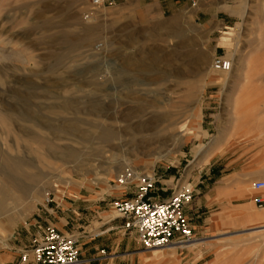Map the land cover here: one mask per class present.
<instances>
[{
  "label": "rangeland",
  "instance_id": "374dc122",
  "mask_svg": "<svg viewBox=\"0 0 264 264\" xmlns=\"http://www.w3.org/2000/svg\"><path fill=\"white\" fill-rule=\"evenodd\" d=\"M193 1L175 16L144 21L133 3L118 0L97 9L89 0H0V170L21 159L25 175H44L21 178L42 189L41 203L23 222L0 219V254L55 226L81 191L119 225L112 204L126 188L116 179L130 167L156 175V197L195 190L187 214L197 245L145 251L135 232L116 230L97 264H264V209L252 202L253 183L264 181V75L255 76L264 74V0H239L230 5L239 6L234 15L220 13L216 0H203L201 15L202 0ZM215 58L230 60L232 71H213ZM142 125L159 133L152 157L138 153L127 131ZM102 128L116 141L98 140ZM158 153L165 159L155 161ZM232 176L251 203L229 214L224 229L203 230L204 187ZM26 201L15 193L5 199L19 213ZM247 215L256 221H243Z\"/></svg>",
  "mask_w": 264,
  "mask_h": 264
},
{
  "label": "built area",
  "instance_id": "2783aa9c",
  "mask_svg": "<svg viewBox=\"0 0 264 264\" xmlns=\"http://www.w3.org/2000/svg\"><path fill=\"white\" fill-rule=\"evenodd\" d=\"M93 9L103 8L108 0H89ZM212 69L219 73H230L232 62L225 58H215ZM158 179L156 175H143L133 168H126L117 177L120 187H135L134 198L125 196L116 199L112 206L118 218L123 220L127 232H135L142 250H165L177 246L186 249L196 241L195 229L187 214L193 202L195 190L190 186L177 188L170 196L159 199L155 196ZM256 195L252 202L259 209H264V181L253 183ZM46 204L53 202L52 194L47 193ZM106 257L105 250L88 263H97ZM20 264H86L82 258L79 236L67 235L55 226L45 229L42 239H34L32 247L23 252Z\"/></svg>",
  "mask_w": 264,
  "mask_h": 264
},
{
  "label": "crops",
  "instance_id": "0c3cea01",
  "mask_svg": "<svg viewBox=\"0 0 264 264\" xmlns=\"http://www.w3.org/2000/svg\"><path fill=\"white\" fill-rule=\"evenodd\" d=\"M122 2L121 4L133 3L134 11L139 18L144 21H148L152 16H175L177 13L184 11L188 8L191 3H194L193 0H118ZM198 1V0H196ZM239 0H216L221 7L217 10L220 13H227L229 15H234L237 13L239 6H234L230 8V5ZM226 6V7H225ZM208 9L203 8V0L201 1V6L199 8V13L203 15ZM211 20H214V17H211ZM223 43H228V41H222ZM204 184V182H203ZM130 189L132 187H129ZM123 195L126 198L127 196L132 195V191L127 190ZM203 192V230H222L225 228V224L229 223L228 216L232 217V214L244 212L247 205L251 201L246 197L245 194H240L238 190V179L235 176L230 178H224L219 181V185L215 187L214 190L209 189V186L204 187ZM122 193V192H120ZM135 194V193H134ZM93 196L89 192H80V195L77 197V200L71 204L72 210L70 214H66L63 217H54L52 223H55V226L64 234L79 236L81 241V251L82 258L86 264H97V263H88L92 258L97 255H100V252L104 250V247L109 248L110 245L106 244L108 239H111V234L113 231H120L125 233L126 230L123 228V220L119 222V225H110L112 222L105 220V216L101 209L98 206H95L97 202L92 200ZM161 198L159 195L157 196ZM239 202V203H237ZM98 208V209H97ZM213 208L215 211L213 213ZM97 209V210H96ZM95 213V216L90 221V217L93 216L92 212ZM189 212V210H188ZM48 213H51V211ZM246 222H255V216L247 215V219H243ZM66 224L72 225V227L66 226ZM88 224V225H87ZM193 224V223H192ZM108 227L107 229H104ZM195 228L196 225L193 224ZM84 228V230H80ZM97 231L101 234H95ZM45 230H39V236H33L31 233L30 238H27V241L20 246L15 245L11 248L10 253L0 254V264H19V257L22 256L23 252L26 249L32 247L34 239H42ZM134 235V233H132ZM109 241V240H108ZM109 243V242H107ZM112 243H115L112 242ZM123 240L120 239L118 245L122 244ZM87 246V247H85ZM84 247L86 248L84 250ZM105 260L101 261L104 262ZM115 260L109 264H113ZM116 263V262H115ZM130 264H134V260Z\"/></svg>",
  "mask_w": 264,
  "mask_h": 264
},
{
  "label": "bare ground",
  "instance_id": "6f19581e",
  "mask_svg": "<svg viewBox=\"0 0 264 264\" xmlns=\"http://www.w3.org/2000/svg\"><path fill=\"white\" fill-rule=\"evenodd\" d=\"M232 68H233V66H232ZM263 75L264 74L257 73L255 76L261 77ZM248 77L249 76H246V82L248 81L247 83L249 84V86H254L256 84V82L254 83L256 78L252 79L254 77V75L251 78L250 77L248 78ZM154 122H155V120H154ZM156 127H157V125H156ZM127 131L130 134L135 133V134H133V135H136L134 140L137 141V143H139L138 147L136 149L138 151V153L147 154L149 152V155H148L149 157L154 156V155H151V153H152L151 150H152V147L156 143L160 142V139L158 136L159 133L157 134L152 128L144 127L143 125L140 126V128L137 129L136 132H134L135 130H132L130 128ZM131 132H133V133H131ZM96 137L98 140H100L103 143H111V142L116 141V133L112 129H109V128L99 129V131L96 134ZM137 137H139V139ZM136 138L138 140H136ZM129 144H131V143H129ZM204 155L207 158L210 154H209V152H206ZM165 157H166L165 154L161 155L158 153L157 158L156 159L154 158V159H155V161H161L162 159H165ZM121 164L122 163H120L119 165H121ZM24 165H25V162L23 160L15 159L11 162L8 171L0 170V174L7 176V179H8L7 185L0 186V219H2L3 217H7V220L5 221L6 223H8L9 221H13V222L17 221L16 223L25 221L26 217L33 210L36 209L38 204L41 203L40 197H41V190L42 189L40 187L33 188L32 186H24L21 182V178L26 176L27 179L31 182H33V181H40L41 182L44 179V175L41 173H33L31 171L27 175H25V173L23 171ZM29 169L31 170L32 168L29 167ZM82 173L86 176V173H88V172H87V170H84ZM90 173L91 172H89L88 174H90ZM91 174H93V173H91ZM56 180H55V182H57V184H58L59 181H56ZM12 193L17 194L18 197H25V200H27L25 202V204H23V206H22V210H21L22 212L21 213L11 210V208H9L8 205L5 203V199L12 196ZM47 193H46V195H47ZM45 200L47 201V197H45ZM14 220H16V221H14ZM195 245H197V243H192L190 245H187L185 248H187L189 246H195ZM174 247H177V246H174Z\"/></svg>",
  "mask_w": 264,
  "mask_h": 264
}]
</instances>
